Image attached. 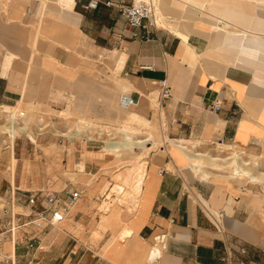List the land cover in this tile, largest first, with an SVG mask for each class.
Listing matches in <instances>:
<instances>
[{"label": "crops", "instance_id": "obj_1", "mask_svg": "<svg viewBox=\"0 0 264 264\" xmlns=\"http://www.w3.org/2000/svg\"><path fill=\"white\" fill-rule=\"evenodd\" d=\"M106 1L98 0L92 8L86 7L90 0H0V107L16 108L23 100L24 78L35 72L36 61L38 73L47 80L48 93L51 75L60 82L66 81L60 72L75 71L83 55L110 54L114 50L109 59L119 79V89L114 83L113 90L119 92L117 98L129 92L136 100L130 108L132 111L123 110L126 116L117 129L122 132L127 126L133 127L139 129L134 133L137 138L148 139L144 148L140 145L133 152H117L107 144L113 141V132L105 131L109 138L100 151L111 152L115 157L124 152L133 154L129 163L122 166L123 171L126 167L130 171V163L142 152L138 163H145L140 192L132 197L138 198L133 201L136 207L126 224L121 217L123 209L115 202L120 196L108 192L99 204V209L104 210L99 228L113 231L110 238L106 231V240L109 238L106 256L90 248L91 258L83 254L78 260L80 247L78 256L74 251L64 260V247L55 249L50 241L54 233L76 240L70 233L72 229V232L83 231L97 225L98 210L93 200L97 192L90 197L88 189L80 184L73 186L82 190V197L58 229L47 228L52 230L44 236L42 242L48 246L41 252L51 256L52 263L58 259L61 264H264V214L254 210L259 206L252 192L244 188L248 182L230 175L218 179L235 180L233 184L202 179L189 169L187 155L178 147L182 143L197 152L211 153L220 148L243 154L264 153V0H151L153 12L161 21L158 26L150 27L148 37H133L119 8L106 5ZM34 31L31 44L29 35ZM143 32L138 30L139 35ZM40 33L44 39H38ZM71 38H75V44L70 43ZM68 45L74 48L69 50ZM8 54L14 55L12 66ZM163 79L171 87V97L157 103L159 83ZM32 95L28 92L26 99L34 98ZM215 103H220V108L211 112L209 108ZM93 111L94 116L106 114L99 105ZM154 118L159 129L166 126L163 131L168 137L160 139L143 127L133 126ZM80 127L74 128L83 130ZM74 128L61 133L55 130L53 134L67 136ZM39 134L42 135L34 132L35 142L28 136L31 142L25 139L28 144L45 149L49 144L38 142ZM140 134L145 136L139 137ZM19 138H10L8 144L0 143V200L7 197L11 186L20 189L14 185L15 176L9 177L4 171L10 153L14 171L18 161L14 147ZM73 138H68L69 142ZM40 140L48 143L46 137ZM101 141L82 140L75 147L71 142L68 147L70 154L74 148L77 179L86 185L93 179L87 169L92 172L98 161L92 153L98 150L88 148H98ZM152 145L155 147L147 151ZM136 147L141 150L135 151ZM101 171L112 173L109 167ZM26 182L29 186V177ZM115 182L121 183H112ZM19 194L24 199L26 194ZM132 198L127 199L131 205ZM242 199L253 203H249L248 212L239 205ZM104 202L109 204L107 209L102 207ZM242 213H249L246 222L239 220ZM225 228L246 243L234 240ZM123 229L129 233L121 240ZM43 232H39V241L32 249H26L24 241L14 245V259L25 257V264H32L28 260L30 252L41 248ZM159 235H165L164 245L157 243L153 253L160 251L161 255L151 259L150 248ZM99 245L102 244L98 242Z\"/></svg>", "mask_w": 264, "mask_h": 264}, {"label": "rangeland", "instance_id": "obj_2", "mask_svg": "<svg viewBox=\"0 0 264 264\" xmlns=\"http://www.w3.org/2000/svg\"><path fill=\"white\" fill-rule=\"evenodd\" d=\"M34 33L35 31L33 33H30L29 35V41L31 44L33 42ZM41 35V33L38 34V39H44L40 37ZM70 40V43L75 44V38H71ZM41 43L42 42H39V44ZM71 45L66 46V48L69 50L73 49L74 47H72ZM112 52L110 54L101 52L99 53V55L92 56L83 55L81 65L75 71L63 70V72H60L67 79L66 81L64 80L60 82L53 75H51L50 89L48 93V84L46 85L47 80L42 76V74L38 73V63L36 61L35 72H32L31 77L27 74V76L24 78V89L26 86V93L24 95V98L15 106L16 110L20 109L25 112V119L20 120L21 125L26 124V127L29 128L31 134H34V132L41 133L42 135L39 134L40 136H38V142H42V144H49V146L43 149L42 147H36L35 145L28 144V141L25 139V137H29L30 134L28 135V133L25 132L16 133L15 139L16 137L20 136L19 139H17L16 141L14 140L17 143L14 147V156L18 158V161H16L17 164H15V168L13 171L11 169L12 155L10 153L9 163L4 169L9 177L15 176L14 185L19 186L20 189L29 188L30 190H35L46 185H51L50 187L52 189L60 190L71 183L83 185L84 188L88 189V194L90 197H92L94 193L97 192V194L95 193V197L97 199H93L95 201V208L97 207V210L99 212L98 213L97 210H95L97 212V216L99 217L97 225H94V228H88L87 230L83 231L72 232V229L70 233H72L76 240L68 238L62 233H54L53 238H51L50 240L53 241V247L55 246V249L64 247V260L69 259V254L71 253L73 255L74 251H76L75 256H78L80 247L82 248V250L79 254L78 260L83 254L85 256L88 255V259H90L91 254H93L90 248H93V251L97 252L98 254L106 256L107 243L109 238L113 237V231L111 229L104 230L99 228V223L104 214V210L101 211L99 209V204H101L104 197L102 196V193L107 188L108 183L114 181L113 175L118 171H122L123 167L121 166L129 163L127 161L131 157H133V154L127 152L122 153L120 157H115L111 152L100 151L99 149L104 145V143L102 144L100 142L97 143L99 145L98 148L89 147L88 149L90 150H98L92 152L98 161L96 168L93 169L92 172H89V170L87 169V172L93 175V179L90 185H86L83 181L77 179V174L74 170V159L72 156V151L74 150V148H72L71 154L68 150L71 142L73 143L74 147L76 145H81V142L76 143L75 140L69 142L66 141L63 137L53 134L55 130H58L60 133L67 132L68 130L74 128L76 125L81 126V123H88L95 127L96 130L99 131V133H101L98 135L99 141L102 140V142H104L109 138L106 136V130H108L109 132H113V141L121 139L122 132L117 128L120 127L121 121L123 120V118H125L126 113L118 105L117 96L119 92H115L113 90L114 83H116L117 88L119 89V79L117 75L113 73L112 62L109 59V55H111ZM7 56L8 59H10V63L12 66V58L14 55L8 54ZM36 58H38V56ZM28 92L33 93L34 98L39 96L38 99L36 98L34 100L33 97L26 99V95ZM42 93H44V96L42 95ZM155 94V91H153L151 94L153 100L155 99ZM98 105L101 107L102 111L106 113L102 117L97 115L94 116L92 114L94 113V107ZM130 110L132 111L133 109ZM66 112H69V114L66 115ZM161 116L163 121V112L161 113ZM145 120H147L148 123H133V126L143 127L145 130L155 133V135H157V137L160 139L162 137H168L163 131V129H166L165 125L162 126L163 129H159L155 118L153 120ZM5 123V114H2L0 112V143H3V141H5L4 143L8 144L10 138L7 136V134L1 133V130L4 131L3 126L5 125ZM36 123H38V125H36ZM126 129L129 131L135 130V132L139 130L129 126H127ZM33 134L32 136L34 137ZM138 136L143 137L145 136V134H140ZM42 137H46L45 141L48 143H43V141L40 140L42 139ZM164 141L165 144H168L166 140ZM21 147H23L24 149H21ZM134 150L139 151L141 150V148L136 147ZM203 150L211 151V149ZM232 151L233 150L218 148L212 150L211 153L216 156L227 157ZM250 155L257 156V161L259 162L258 168L264 171V153H246L243 156L248 160L250 159ZM104 167H109L112 173H102L101 169H103ZM216 173H218V176H214L208 181H228L231 184H233V182H236L235 180H219L218 178L226 177L222 176L224 175L223 173ZM28 177L30 182L29 186L26 182ZM17 179L21 181L17 182ZM239 185L241 184L239 183ZM244 188L252 192L253 200L259 206L258 209L256 208L257 206L254 207V210L260 212L261 214H264V190L262 189L261 185L253 183L245 185ZM137 199L138 198H132L131 203L133 206L122 210L121 217L125 224L129 220V216H131L135 210L136 202L133 201H136ZM249 203L253 205L252 202H248L242 199L239 205L243 206V208L248 212L250 207ZM14 211L26 212V210L23 209L20 204H15ZM238 216L240 217V221L246 222L248 220L249 213H242ZM113 219H115L114 216ZM48 230H52V228L47 229V231L43 233H40L41 248H38L39 250L33 249L30 252L28 260H32V264H61L58 259L55 260L54 263H52L54 259L51 258V256H44L43 252H41L45 247L48 246L47 242H42ZM224 230L230 232V235L234 240L245 242L243 238L236 236L234 234V231L230 230L229 228H225ZM106 231H109L110 233V236L107 240L106 237L108 234L106 233ZM9 242L10 239L6 237L5 240L0 244V264H25V257H16L15 259L12 257V246ZM98 242H100L102 245L97 246ZM37 246L39 245L37 244ZM85 258L86 257H84L82 260L85 261Z\"/></svg>", "mask_w": 264, "mask_h": 264}, {"label": "built area", "instance_id": "obj_3", "mask_svg": "<svg viewBox=\"0 0 264 264\" xmlns=\"http://www.w3.org/2000/svg\"><path fill=\"white\" fill-rule=\"evenodd\" d=\"M97 4L98 0H90L86 7L94 8ZM105 4L116 5L119 8L126 24L132 29L133 37L143 35L148 37L151 32L150 27H155L149 2L132 0L127 3L125 0H107ZM139 29L144 30L142 35H139ZM169 97H171V87L167 80L163 79L159 83L158 102ZM135 104L136 100L131 93L123 92L119 95L118 105L121 109H130ZM219 108L220 103H215L210 106L209 110L214 112ZM22 117L24 116L20 113L19 118ZM81 127L84 130L81 132V136H74L73 140L77 142L82 140L84 142L99 141V134L95 132V127L87 123H81ZM90 131L94 132L90 133ZM60 137L69 141L67 136L61 135ZM101 143L103 144L102 141ZM50 186L46 185L30 191L10 187L7 197L0 200V244L6 237L13 239L16 234L14 245L24 241L25 248L32 249L39 241V232H43L48 227H55L69 217L71 208L82 197V190L74 187L71 183L60 190L52 189ZM19 192L26 194L24 199ZM15 204H21L26 212L14 211ZM19 236L20 239H18ZM164 237L165 235L156 236L155 242L164 245Z\"/></svg>", "mask_w": 264, "mask_h": 264}, {"label": "bare ground", "instance_id": "obj_4", "mask_svg": "<svg viewBox=\"0 0 264 264\" xmlns=\"http://www.w3.org/2000/svg\"><path fill=\"white\" fill-rule=\"evenodd\" d=\"M136 1H138V0H136ZM143 1L149 2L151 4L150 6H151V11H152V15H151L152 21L154 22L155 26H158L160 24L161 20L159 18H157L153 12L152 1L151 0H143ZM156 101H157V103H159L158 102V93H157ZM0 112L2 114H5V118H6V123L3 126L4 131L1 130V133L7 134L8 137H10L11 139H14L16 133L25 132V133H28V135L30 134L29 138L33 142H35V138L30 133L29 128L26 127V124L21 125V123H20V120L25 119V112L24 111L16 110L14 107L2 106V107H0ZM20 113L24 117L19 118ZM81 130L80 129L75 130V128H74V131H72L70 133L68 132V135H67L68 138H70V140H71L76 134L79 135ZM134 133H135V130L129 131L127 129H123L122 130V137L120 140L108 141L107 144L109 147H111V149H114L117 152L118 151L119 152H121V151L122 152L123 151L133 152V148L135 146H140V145H142V147L144 148L148 139L147 138H145V139L137 138ZM148 136L151 137L150 134ZM172 145H173V143H172ZM178 145H179L178 147H181L182 150H184L186 155H187L189 169L192 172H194L195 174L199 175L200 178L205 179V180H209L212 177L217 176L218 173H216V172H220V173H223L224 175L226 174V176L230 175V176H235L237 178L245 179L248 182V184H251V183L260 184L262 186V188L264 189V171L260 170L258 168L259 162L257 161L256 157H250V159L247 160L243 156L244 155L243 153L237 152L234 150L230 153L229 156L220 157V156H216L210 152H197L195 150L190 149L188 146L186 147L182 143H178ZM154 147H155L154 145L150 146L149 148H147V151L152 150ZM224 154H225V152H224ZM137 156L139 158L136 159V161L134 159V161H135L134 163L131 161L132 164L130 163V165H129L132 167V169L130 171H129L128 167L125 166L126 168L124 169V171L122 170L123 172L118 171L113 175L114 181L121 182V183L118 184L116 182L115 183L109 182L107 185V188L102 193V196H105V194H107L108 192H110L111 194L113 193V195L120 196V198H118L117 201H115V202L122 209L132 207L133 205H131L127 201V199H131L132 197H134V195H137L140 192L142 180L144 177L145 163L140 162V161L138 163V160L143 156V152L141 154H137ZM107 173H110V172L107 171ZM127 173H128V175L125 177V175ZM110 204H111V202H110ZM102 207H103V209H107L109 207L108 202H104ZM58 226L59 225H56L53 228L58 229ZM113 227H118V225H113ZM128 233H129L128 229H126V230L123 229L120 232V236H122V238H119V239L122 240ZM16 237H17V235L15 234L13 239L9 238L10 239L9 243H11V246H12L11 255L13 258H14V242H15ZM155 247H158L157 243L154 244L150 248L151 254L149 252V255H150L151 259L154 257V255H161L160 251L159 252L156 251L155 253H153V250L155 249ZM12 264H14V263H12Z\"/></svg>", "mask_w": 264, "mask_h": 264}]
</instances>
